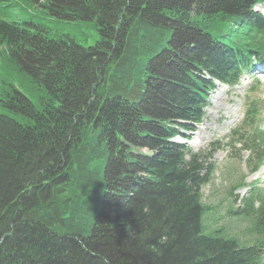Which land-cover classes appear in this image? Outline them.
I'll return each mask as SVG.
<instances>
[{
  "label": "trees",
  "instance_id": "1",
  "mask_svg": "<svg viewBox=\"0 0 264 264\" xmlns=\"http://www.w3.org/2000/svg\"><path fill=\"white\" fill-rule=\"evenodd\" d=\"M33 1L100 37L7 21L0 0V264H264V192L216 211L201 189L221 143L205 157L173 140L215 80L264 57V0ZM261 109L249 101L227 144L249 167Z\"/></svg>",
  "mask_w": 264,
  "mask_h": 264
},
{
  "label": "rangeland",
  "instance_id": "2",
  "mask_svg": "<svg viewBox=\"0 0 264 264\" xmlns=\"http://www.w3.org/2000/svg\"><path fill=\"white\" fill-rule=\"evenodd\" d=\"M8 3L13 4L10 8V20L34 25L44 24L50 27L52 33L71 37L85 47L94 45L100 37L94 21L55 19L50 14L40 12L33 0H8ZM254 77L259 79V88L253 95L247 96V91L254 88L257 83L248 74L242 78L240 85L234 88L228 86L219 89V87L211 93L209 104L205 109L206 116L199 124L200 128L198 126L195 132L190 134L192 144L188 143V146L194 153H208L212 143H223V147L213 158L216 166L213 178L202 189L204 202L216 206L217 210L223 209L228 191L235 190L236 185L244 177L246 182L256 181L264 188V167L257 173L251 174L250 167L246 163L248 153L232 152L231 148L224 146L229 141L228 135L231 131L241 125L247 98L264 101V66H259L258 73H255ZM260 118L261 128H264V108L261 110ZM246 188L239 189L234 193L235 196L244 195Z\"/></svg>",
  "mask_w": 264,
  "mask_h": 264
},
{
  "label": "bare ground",
  "instance_id": "3",
  "mask_svg": "<svg viewBox=\"0 0 264 264\" xmlns=\"http://www.w3.org/2000/svg\"><path fill=\"white\" fill-rule=\"evenodd\" d=\"M261 10H264V8L263 7H261ZM263 66V65H262ZM233 69L235 70V66H233ZM254 70H257V68H255V67H253V68H251V71H254ZM241 75H245L246 73H247V70H245V68H244V70L242 71V72H239ZM251 73V72H250ZM249 73V74H250ZM261 74V73H260ZM252 75V74H251ZM145 151H147V149H144Z\"/></svg>",
  "mask_w": 264,
  "mask_h": 264
},
{
  "label": "clouds",
  "instance_id": "4",
  "mask_svg": "<svg viewBox=\"0 0 264 264\" xmlns=\"http://www.w3.org/2000/svg\"><path fill=\"white\" fill-rule=\"evenodd\" d=\"M253 10L255 11L256 9H255V8H253Z\"/></svg>",
  "mask_w": 264,
  "mask_h": 264
}]
</instances>
